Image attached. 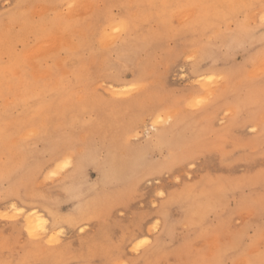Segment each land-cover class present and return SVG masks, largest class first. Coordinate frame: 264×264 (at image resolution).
I'll return each instance as SVG.
<instances>
[{
    "label": "rangeland",
    "instance_id": "rangeland-1",
    "mask_svg": "<svg viewBox=\"0 0 264 264\" xmlns=\"http://www.w3.org/2000/svg\"><path fill=\"white\" fill-rule=\"evenodd\" d=\"M262 18L0 0V264H264Z\"/></svg>",
    "mask_w": 264,
    "mask_h": 264
},
{
    "label": "bare ground",
    "instance_id": "bare-ground-1",
    "mask_svg": "<svg viewBox=\"0 0 264 264\" xmlns=\"http://www.w3.org/2000/svg\"><path fill=\"white\" fill-rule=\"evenodd\" d=\"M199 71V70H198ZM201 75V74H199ZM141 125V124H140ZM139 125V127H140ZM142 126V125H141ZM146 126V125H145ZM144 126V127H145ZM143 128V127H141ZM55 173V172H54ZM32 207V206H31ZM34 208V207H32ZM19 210V208L17 209ZM85 211V210H84ZM22 213H17L16 216H20ZM24 221H25V225L26 228L29 232V234L31 233V237L32 238H38L39 235L41 234L40 232L43 231L44 233L46 232L45 230H47V226L45 221L43 220L42 217L39 216V214L37 212H34L32 214H28L24 216ZM53 242V240H50V243Z\"/></svg>",
    "mask_w": 264,
    "mask_h": 264
},
{
    "label": "snow or ice",
    "instance_id": "snow-or-ice-1",
    "mask_svg": "<svg viewBox=\"0 0 264 264\" xmlns=\"http://www.w3.org/2000/svg\"><path fill=\"white\" fill-rule=\"evenodd\" d=\"M262 23H264V18H262ZM118 30V29H117ZM30 235H31V233H30ZM145 243H147V241L146 240H141V241H139L138 243H137V249L139 248V247H141L143 244H145ZM135 250V249H134Z\"/></svg>",
    "mask_w": 264,
    "mask_h": 264
}]
</instances>
